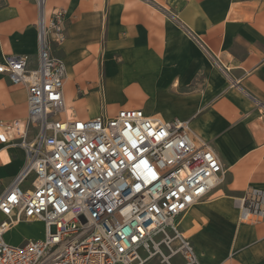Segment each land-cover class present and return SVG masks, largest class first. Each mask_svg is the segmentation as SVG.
<instances>
[{
    "label": "crops",
    "instance_id": "obj_1",
    "mask_svg": "<svg viewBox=\"0 0 264 264\" xmlns=\"http://www.w3.org/2000/svg\"><path fill=\"white\" fill-rule=\"evenodd\" d=\"M54 8L66 13L53 53L66 64L68 109L81 119L142 109L189 120L225 169L187 213L200 263L264 264V219L243 222L236 201L264 189V0H48ZM39 18L36 0H0V63L29 55L38 67ZM27 116V88L0 73V123ZM26 163L23 146L0 142V195Z\"/></svg>",
    "mask_w": 264,
    "mask_h": 264
},
{
    "label": "built area",
    "instance_id": "obj_2",
    "mask_svg": "<svg viewBox=\"0 0 264 264\" xmlns=\"http://www.w3.org/2000/svg\"><path fill=\"white\" fill-rule=\"evenodd\" d=\"M47 1L36 0L38 67L29 55L0 63L28 90L27 118L0 123V142L27 152L0 195V264H201L187 213L224 182L222 161L195 140L189 120L142 109L81 119L68 109L66 64L53 53L67 38L66 13H48ZM236 201L243 222L264 219L263 188L249 186ZM35 221L45 225L43 238L6 241L13 226Z\"/></svg>",
    "mask_w": 264,
    "mask_h": 264
},
{
    "label": "rangeland",
    "instance_id": "obj_3",
    "mask_svg": "<svg viewBox=\"0 0 264 264\" xmlns=\"http://www.w3.org/2000/svg\"><path fill=\"white\" fill-rule=\"evenodd\" d=\"M120 102L118 100H113L109 104V110L111 112L117 111ZM239 197V196H238ZM45 225L40 221H35L32 223L29 222H21L13 226L11 230H9L5 236V239L8 243L13 245H21L26 241L31 239H40L45 235ZM149 264H160L159 260L153 259Z\"/></svg>",
    "mask_w": 264,
    "mask_h": 264
}]
</instances>
